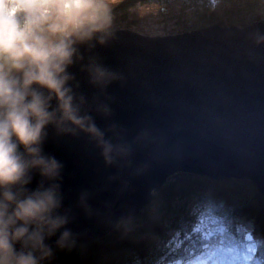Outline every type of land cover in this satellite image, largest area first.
<instances>
[{
  "label": "water",
  "instance_id": "water-1",
  "mask_svg": "<svg viewBox=\"0 0 264 264\" xmlns=\"http://www.w3.org/2000/svg\"><path fill=\"white\" fill-rule=\"evenodd\" d=\"M258 33L264 34V19L170 35L115 29L107 45L85 52L123 80L101 92L78 65L71 69L96 125L116 145L114 164H105L101 148L84 133L57 137L50 130L44 144L64 165L62 211L69 210L75 242L102 238L137 216L179 172L202 181L250 179L264 195V43L255 42ZM93 98L111 114L96 111ZM57 236L47 241L53 248Z\"/></svg>",
  "mask_w": 264,
  "mask_h": 264
},
{
  "label": "clouds",
  "instance_id": "clouds-1",
  "mask_svg": "<svg viewBox=\"0 0 264 264\" xmlns=\"http://www.w3.org/2000/svg\"><path fill=\"white\" fill-rule=\"evenodd\" d=\"M114 37L105 0H0V264H50L55 250L47 241L57 233L56 248L75 243L69 210L62 211L64 165L44 151L50 130L57 137L84 133L101 148L106 165L116 162V145L96 125L71 71L78 65L101 92L122 81L85 56ZM255 42L264 43V34ZM93 103L111 114L107 104Z\"/></svg>",
  "mask_w": 264,
  "mask_h": 264
},
{
  "label": "trees",
  "instance_id": "trees-1",
  "mask_svg": "<svg viewBox=\"0 0 264 264\" xmlns=\"http://www.w3.org/2000/svg\"><path fill=\"white\" fill-rule=\"evenodd\" d=\"M137 1L143 0H130L125 7ZM190 1L204 11L210 7H214V12L221 11L217 12L220 25L225 23L224 10L229 11L232 2ZM178 200L181 203L177 206ZM191 201L201 204V210L211 219V226L218 231L217 236H225L227 240H237L246 229H252L253 223L259 234L264 230V195L255 182L250 179L202 181L179 172L156 192L153 204L137 216L90 243L75 242L69 248H54L50 264H165L171 258L181 259L208 240L205 230L195 226V217L186 210V204ZM258 237L264 256V238Z\"/></svg>",
  "mask_w": 264,
  "mask_h": 264
},
{
  "label": "rangeland",
  "instance_id": "rangeland-1",
  "mask_svg": "<svg viewBox=\"0 0 264 264\" xmlns=\"http://www.w3.org/2000/svg\"><path fill=\"white\" fill-rule=\"evenodd\" d=\"M129 1L105 0L109 7H115L111 9L115 29H131L145 35H170L192 31L205 25L219 24L217 12L220 14L221 11L214 12V7L204 11L203 8H197L195 4H191L190 0H143L137 1L131 7H125ZM121 4L124 6L123 9L118 7ZM229 4L231 7L229 11L224 10L226 16L223 25L246 26L255 20L264 19V0H232ZM180 201H177V206L181 203ZM201 208L198 202L191 201L186 204L188 214L195 217V226L205 230L204 235L208 240L189 251L183 258H171L165 264H264V256L257 242L258 236L264 238V230L259 234L255 231L256 224L253 223L252 229H246L237 240H227L225 236H217L218 231L211 226L210 217ZM224 222L228 224L225 218ZM253 244L255 251L249 254L247 248ZM203 248H206L209 255L198 260V257L203 256L201 251ZM217 248L224 250V258L215 256L214 249ZM241 254L244 259L229 258Z\"/></svg>",
  "mask_w": 264,
  "mask_h": 264
},
{
  "label": "snow or ice",
  "instance_id": "snow-or-ice-1",
  "mask_svg": "<svg viewBox=\"0 0 264 264\" xmlns=\"http://www.w3.org/2000/svg\"><path fill=\"white\" fill-rule=\"evenodd\" d=\"M248 239L249 241H251V237H249ZM241 248L243 249L244 246L242 245ZM247 251L249 252V254H251V252L255 251V245L253 244L251 247L247 248ZM214 252H215V256L224 258V250L222 248L214 249ZM229 258L244 259L242 254L235 256V257H229Z\"/></svg>",
  "mask_w": 264,
  "mask_h": 264
},
{
  "label": "bare ground",
  "instance_id": "bare-ground-1",
  "mask_svg": "<svg viewBox=\"0 0 264 264\" xmlns=\"http://www.w3.org/2000/svg\"><path fill=\"white\" fill-rule=\"evenodd\" d=\"M201 251L203 252V256L198 257V258H197L198 260H200L201 258H205V257H207V256L209 255V254H208V251L206 250V248H203ZM201 251H200V252H201ZM194 260H196V259H194Z\"/></svg>",
  "mask_w": 264,
  "mask_h": 264
}]
</instances>
